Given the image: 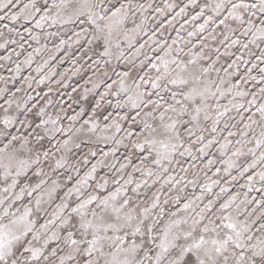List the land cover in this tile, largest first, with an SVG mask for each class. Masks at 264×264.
<instances>
[{
  "label": "snow or ice",
  "instance_id": "6c2138e0",
  "mask_svg": "<svg viewBox=\"0 0 264 264\" xmlns=\"http://www.w3.org/2000/svg\"><path fill=\"white\" fill-rule=\"evenodd\" d=\"M0 264H264V0H0Z\"/></svg>",
  "mask_w": 264,
  "mask_h": 264
}]
</instances>
